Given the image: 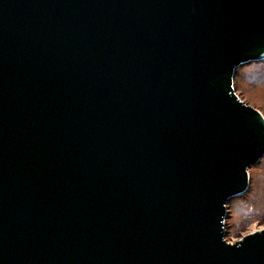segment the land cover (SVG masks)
<instances>
[{
  "label": "water",
  "instance_id": "1",
  "mask_svg": "<svg viewBox=\"0 0 264 264\" xmlns=\"http://www.w3.org/2000/svg\"><path fill=\"white\" fill-rule=\"evenodd\" d=\"M261 60L264 0H0V264H264Z\"/></svg>",
  "mask_w": 264,
  "mask_h": 264
},
{
  "label": "rangeland",
  "instance_id": "2",
  "mask_svg": "<svg viewBox=\"0 0 264 264\" xmlns=\"http://www.w3.org/2000/svg\"><path fill=\"white\" fill-rule=\"evenodd\" d=\"M253 67L257 68L258 64L253 65ZM242 73L243 68H240L236 77L237 81L235 80V86L237 85L238 90H240L237 91V93L245 102L255 106L264 114V87H252L247 85L240 80V75H242ZM263 172V166L250 169L253 181L249 192L244 196L232 198L229 202V216L226 220V239L229 242H235L254 230L264 229V199L259 201L262 205H256L252 210L243 204H239L252 194V198H254V196L256 198L257 195L264 198Z\"/></svg>",
  "mask_w": 264,
  "mask_h": 264
},
{
  "label": "trees",
  "instance_id": "3",
  "mask_svg": "<svg viewBox=\"0 0 264 264\" xmlns=\"http://www.w3.org/2000/svg\"><path fill=\"white\" fill-rule=\"evenodd\" d=\"M255 64H258L257 68L253 67V65H255ZM240 68H243V73H242V75H240V80L241 81L245 82L247 85L252 86V87H264V60L253 61V62L247 63L245 65H242V66H240L237 69V73H238ZM237 73H236V77H237ZM236 77H235V80L237 81ZM238 81H239V78H238ZM235 87L237 88V85ZM237 91H240V90H238V88H237ZM261 163H262V165H261ZM261 166H263V168H264V156L262 157L260 162H258L257 164L253 165L251 167V169H253V167L256 168V167H261ZM252 179H253V176H252V173H251V183L253 181ZM250 187H251V184H250ZM250 187L245 193L239 195L238 197H241V196H244L245 194H247L249 192V190H250ZM252 195H249V197L247 199L243 200L239 204H243L246 207L250 208L251 210L256 205H259V204L262 205L259 201L261 199H264V198H262L259 195H257L256 198H255V196H254V198H252Z\"/></svg>",
  "mask_w": 264,
  "mask_h": 264
}]
</instances>
